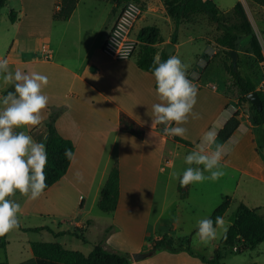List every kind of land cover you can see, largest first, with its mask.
Instances as JSON below:
<instances>
[{
  "label": "crops",
  "instance_id": "0c3cea01",
  "mask_svg": "<svg viewBox=\"0 0 264 264\" xmlns=\"http://www.w3.org/2000/svg\"><path fill=\"white\" fill-rule=\"evenodd\" d=\"M145 1V8L137 22L145 16L144 12H149L154 20L161 19L170 26L169 34L166 37L161 34L163 41L157 43L160 49H165L167 42H173L172 38L183 24L198 25L185 21L176 30L165 5L161 9L157 0ZM238 1L240 0H230L232 7ZM79 2L80 0H24V5L16 12V21L11 20L10 13L3 11L4 7L0 16V58H7L13 69L37 71L49 78V83L42 90L49 97V103L42 112L41 124L16 131H26L32 137L36 135L38 142L44 143L48 131L46 124L52 115L59 132L75 143V159L72 160L67 173L44 191L45 194L52 192V196L57 194L60 204H66L68 200L73 204L69 213L74 218L75 228L59 229L56 232L82 229L85 239L69 232L58 236L74 235L87 242L88 234L97 226L98 238L95 241H101L105 231L111 229L105 242L106 246L118 252L128 253L131 264H213L184 249L153 251V245H133L132 248H125V228L135 223V218H155L153 222L148 220L146 223L151 241L161 238L165 234L162 232L164 228L171 229L170 231L182 228L184 214L179 202L184 204L191 199L194 184L190 185L188 196L181 198L178 172L175 171L176 160L170 158V155H176L180 148L192 150L210 128L217 132V143L225 146L222 165L250 176L257 183H264L263 127L254 124L250 114L244 113L235 98L226 92L229 73L225 86L219 91L217 85L216 88L211 86V89L206 87L210 84L206 82L208 78L204 77L203 71L196 73V77L187 72L188 78L197 85L199 91L194 106L198 118L189 116L187 123L180 125L187 129L185 136L169 137L163 134V125L152 127V105L160 102L153 73L141 69L135 56L116 59L102 49L123 5H115L117 10L108 23L106 34L100 41H95L83 36L80 28L71 31L66 25H57L60 21L72 20ZM218 2L221 3L220 0ZM241 2L260 39V32L252 20L251 10L246 7L244 0ZM71 6H74V9L68 18L54 17L55 11L61 8L66 11ZM214 6L218 8L217 4ZM258 6L260 7H255L256 10H264V6ZM218 10L221 14L224 13L220 8ZM154 26L160 29L158 25ZM131 37L137 39V35L133 37L132 32ZM199 38L206 42L203 55L207 56V60L204 59L202 64V69H206L209 62L215 58L218 48L210 43L212 39L206 34L195 39ZM243 40L244 46L248 48L250 37L244 36ZM212 41L218 44L215 40ZM175 45L170 55L181 45L178 35ZM218 46L222 47L219 44ZM262 49L264 53L263 45ZM237 51L239 57H242V50ZM243 52L248 53L249 58H255L253 53ZM259 64L261 69L256 72L261 78L264 75V62ZM239 67L256 85L261 82L255 73H245L241 64ZM9 90L14 89L10 85L0 88V95ZM121 112L127 113L145 126L144 138L120 130ZM236 112H239L240 126L228 140L223 141L218 132ZM259 142L263 145L260 146ZM212 147L214 148V145ZM116 162L119 164L121 176L119 203L115 211L107 212L111 214L110 219L100 222L91 216L90 209L86 210V207L98 203L102 188ZM78 171L84 175L83 182L76 178ZM198 190V198L203 201L205 195L201 189ZM168 207L179 211L175 209L176 212L168 216ZM154 212H157L155 217ZM160 230L162 233L158 234ZM133 253H141L144 256L135 258L131 256ZM227 256L222 261L230 264L225 261ZM10 264H36L32 249L29 257H23Z\"/></svg>",
  "mask_w": 264,
  "mask_h": 264
},
{
  "label": "rangeland",
  "instance_id": "374dc122",
  "mask_svg": "<svg viewBox=\"0 0 264 264\" xmlns=\"http://www.w3.org/2000/svg\"><path fill=\"white\" fill-rule=\"evenodd\" d=\"M139 1L143 3L144 6L146 5L145 0ZM209 1L213 5L217 4L221 12H230L234 8L232 7L230 0H220L221 3H219L218 0ZM244 4L252 12V20L260 32V40L264 47V10H256L255 7L260 6L250 0H244ZM23 5L24 0H7L3 11L7 14H9L12 9L18 12ZM115 5H118L116 0H80L72 20L70 22L60 21L57 25H66L72 29L71 31H73V29L77 31L80 28L83 36L89 37L95 41H100L106 34L108 23L116 13L117 7ZM157 5L159 8L163 9L164 1L157 0ZM57 6H60V4H57ZM144 15L145 16L135 24L132 30L133 37H136L142 26L154 24L160 27L162 36L166 37L169 34L170 26L166 22L161 19H158L157 21L154 20L149 12H144ZM223 17L228 21H232L229 14H226ZM190 22L198 25L185 23L180 27L177 35L179 36L181 45L172 55L179 56L183 62L189 65L187 72H190L193 77H196V73H201L203 71L204 77L208 78L206 82L210 84L206 87H210L211 89L212 85H217L219 91H221L225 86L229 73L228 66L232 63V60L224 47L219 48L218 44L212 41L215 40L216 42V37L220 31L218 30L217 25L206 15L193 18ZM205 34L212 39L210 40V43L218 48V52L215 58L209 62L207 68L202 69L204 59L207 60V56L203 55L206 42L200 38H195ZM244 36L245 35H240L238 40V49L242 50V57H239L238 60L239 66L240 64L242 65L245 73H255L254 75L256 76V71L261 69L259 64L260 61L256 56L255 58H249V54L243 52L247 51V48L244 46ZM192 37L194 39H191ZM257 76L262 82L264 75L261 78L259 75ZM261 82H257V86ZM226 86V92L232 98H235L237 104L241 106L242 110H244V113H248L251 116L250 103L244 100L240 89L231 76H229ZM33 138L38 141L36 135H34ZM259 144L260 146L263 145L262 142H259ZM190 151L191 150L185 148H180L177 150L176 155H170V158L176 160V173H181L186 167H188V165L184 163V156ZM224 172L225 174L218 180H205L200 183H195L191 190V199L188 202H184V204H182L183 202H179L181 204L180 209L184 214L182 228H177V230L172 229V231H170L171 229L164 228V231H162L163 233H170L169 235L174 239H184L185 237L192 236V250L200 252L207 257L214 256L217 245H220L221 238L224 235L223 229H218L217 238L207 244L196 238L193 231L196 228V222L201 218L209 217L214 209L222 203L225 197L231 198L230 207L223 217L227 229L234 222L241 203H245L250 207H259V212L264 216V183H257L250 178V176L244 173L241 174L230 167H224ZM198 189H201V192L205 195L203 201L198 198ZM43 193L44 194L40 196V201H38V198L35 200L28 199L19 192L15 194L12 199H15L16 202L21 205L19 223L24 227L50 226L55 231H58L59 229L75 228L73 225L74 218H72L69 213L73 209V204H71L69 200L66 204H60L57 200V194L52 196V192L45 194L44 191ZM89 209L91 211V216H94V218H97L100 222L110 219L111 217V214L104 212L99 208L98 203L96 205L89 204L86 207V210ZM175 209L173 207H168L166 215H173L177 210ZM84 211L85 210H83V212ZM155 213L157 212L153 213V217H155ZM148 220L135 218V223H131L129 227L127 226L125 228V248H132L133 245H153L154 241H151V235L150 233H147L148 229L146 228V223ZM154 220L155 218H151L149 221L153 222ZM78 231L83 234L80 232L82 229H78ZM162 232L160 230L157 233L161 234ZM97 234L98 228L96 226L93 227L88 234V241L84 242L82 239H79L74 235L56 236L54 233L47 230L24 231L16 227L6 233L5 239L8 241V246L6 248L0 247V261L8 260L10 263H15L23 257H29L31 255V243L34 241L60 242L69 249L78 250L88 255L93 250L95 244L100 242L95 241L98 238ZM104 236L105 234H103L101 238ZM131 256L134 257V253ZM225 261L230 264H250L252 262L264 264V242L260 243L252 250L229 253Z\"/></svg>",
  "mask_w": 264,
  "mask_h": 264
},
{
  "label": "trees",
  "instance_id": "16d2710c",
  "mask_svg": "<svg viewBox=\"0 0 264 264\" xmlns=\"http://www.w3.org/2000/svg\"><path fill=\"white\" fill-rule=\"evenodd\" d=\"M131 0H116L118 5H125ZM139 3L142 9L145 8L139 0H133ZM168 14L175 23L176 30L179 25L185 21L190 22L193 18L206 15L217 25L220 33L216 37V42L227 50L231 58V51L238 50V40L240 35L250 37V44L247 51L253 53L260 62H264V53L261 41L255 31L245 6L238 1L230 12L220 13L218 8L210 3L209 0H163ZM261 6H264V0H251ZM7 0H0V16L2 8ZM74 6L68 10L55 11L54 17L68 18ZM229 14L232 21L226 20L224 15ZM10 18L14 22L18 16L16 11L11 10ZM137 46L132 56L136 57L138 66L146 71L152 72L154 60L159 54L161 60H166L169 54L165 49H160L157 43L162 42L160 29L157 26L149 25L143 27L137 34ZM177 42V34L172 38ZM232 60V59H231ZM228 72L235 84L240 89L244 100L250 103L251 119L254 124L262 126L264 124V92L257 89V85L250 76H245L239 69L235 70L233 64L228 66ZM258 91L262 101V108L256 107L249 99L248 95L253 91ZM239 112L234 115L219 130L218 136L221 140H228L240 126ZM47 143L48 164L45 168L46 184L45 190L49 189L54 183L59 181L68 171L72 161L64 156L65 148H71L75 153V143L72 139L63 136L55 125L54 116L51 115L47 122ZM119 127L123 132L130 133L138 138H144L146 128L140 122L125 112H121L119 118ZM120 167L118 162L112 167L105 185L102 188L98 201L99 208L104 212H112L117 209L120 198ZM190 185L181 187L179 183V192L181 198L188 196ZM13 198V197H12ZM231 204V198L225 197L222 203L217 206L209 216L213 220L217 216L224 217ZM259 207H250L245 203L239 205V209L234 222L228 227L226 234L221 238L220 245L215 250L214 256L208 258L197 254L191 248L192 236L177 241L168 233L161 238L155 239L152 250L169 249L172 251L187 250L190 254L199 256L203 261L213 264H226L222 260L233 252H245L254 249L257 245L264 242V216L259 212ZM19 229L24 231H44L54 233L56 236L66 232L75 234L79 238L85 239L79 231H60L56 232L50 226L24 227L20 223ZM111 229L105 231L103 239L95 244L91 253L84 254L78 250H72L56 241H34L31 243V249L36 259V264H131L128 253L118 252L109 249L106 246V239ZM82 232V231H80ZM196 233V229L193 234ZM6 233L0 235V247L6 248L8 241L5 239ZM236 248V249H235ZM0 264H10L8 260L0 261ZM250 264H258L252 262Z\"/></svg>",
  "mask_w": 264,
  "mask_h": 264
},
{
  "label": "clouds",
  "instance_id": "9594fccd",
  "mask_svg": "<svg viewBox=\"0 0 264 264\" xmlns=\"http://www.w3.org/2000/svg\"><path fill=\"white\" fill-rule=\"evenodd\" d=\"M188 67L177 55H169L166 60H161L157 54L154 60L152 72L160 102L152 105V127L163 125V134L169 137L183 138L187 129L180 125L187 123L189 116L198 118L194 106L199 89L188 78ZM48 83L47 75L13 69L7 58H0V88L10 85L14 89L0 95V235L19 225L21 205L12 197L19 192L35 200L47 187L46 145L36 141L26 131L16 129L41 124L42 112L49 103V97L42 90ZM224 147L217 143L214 128L206 131L200 142L184 156V163L188 167L182 174H177L180 186L205 180L215 181L222 177L225 174L222 165ZM64 156L69 161L75 159L71 148H65ZM75 175L78 181H84L82 172L78 171ZM218 229H223L225 234L227 232L222 216L214 220L211 217L201 218L196 222L195 236L207 244L217 238Z\"/></svg>",
  "mask_w": 264,
  "mask_h": 264
},
{
  "label": "built area",
  "instance_id": "2783aa9c",
  "mask_svg": "<svg viewBox=\"0 0 264 264\" xmlns=\"http://www.w3.org/2000/svg\"><path fill=\"white\" fill-rule=\"evenodd\" d=\"M143 9L133 0L128 1L110 30L102 49L116 59L132 57L138 40L131 37V32ZM216 88V85H212ZM258 90L264 92V79L258 86Z\"/></svg>",
  "mask_w": 264,
  "mask_h": 264
},
{
  "label": "water",
  "instance_id": "95a60500",
  "mask_svg": "<svg viewBox=\"0 0 264 264\" xmlns=\"http://www.w3.org/2000/svg\"><path fill=\"white\" fill-rule=\"evenodd\" d=\"M176 45L174 42H167L165 45V51L170 55L174 49H175ZM231 59H232V64L235 70H238V60H239V53L237 50H232L231 51ZM250 101L258 108H262L263 106V101L262 98L259 94V92L253 91L248 95ZM263 129H264V124L262 125ZM47 143V139H45L44 144L46 145ZM139 256H144V254L141 253H134V257L137 258Z\"/></svg>",
  "mask_w": 264,
  "mask_h": 264
}]
</instances>
